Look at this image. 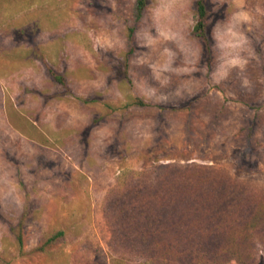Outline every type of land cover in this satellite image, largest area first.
Here are the masks:
<instances>
[{
  "label": "rangeland",
  "instance_id": "obj_1",
  "mask_svg": "<svg viewBox=\"0 0 264 264\" xmlns=\"http://www.w3.org/2000/svg\"><path fill=\"white\" fill-rule=\"evenodd\" d=\"M197 1L0 0V264H151L119 208L168 162L242 187L260 229L213 249L264 264V0H202L208 48Z\"/></svg>",
  "mask_w": 264,
  "mask_h": 264
},
{
  "label": "trees",
  "instance_id": "obj_2",
  "mask_svg": "<svg viewBox=\"0 0 264 264\" xmlns=\"http://www.w3.org/2000/svg\"><path fill=\"white\" fill-rule=\"evenodd\" d=\"M145 9V0H136L134 24L142 20ZM195 13L193 34L208 48L207 9L202 0L197 1ZM134 29L128 28L131 43ZM48 71L63 83L49 66ZM143 174L146 177L139 181L142 187L137 191L150 190V197L134 206L130 203L133 214H129L128 204L120 205L119 222L127 228L116 233L143 249L151 264H221L223 255L215 252L214 246H239L249 232L260 229L262 214L251 205L252 200L239 184L212 165L168 162L145 168ZM63 234L55 231L41 248ZM18 240L21 242L20 235ZM228 252V257L232 256Z\"/></svg>",
  "mask_w": 264,
  "mask_h": 264
},
{
  "label": "clouds",
  "instance_id": "obj_3",
  "mask_svg": "<svg viewBox=\"0 0 264 264\" xmlns=\"http://www.w3.org/2000/svg\"><path fill=\"white\" fill-rule=\"evenodd\" d=\"M230 63H231L232 66H237V65H239V66H241V67L243 66L241 60H239L238 58H236V59H232V60L230 61Z\"/></svg>",
  "mask_w": 264,
  "mask_h": 264
}]
</instances>
